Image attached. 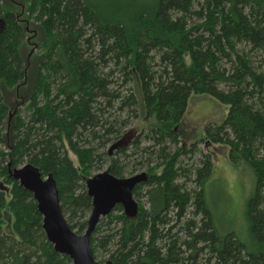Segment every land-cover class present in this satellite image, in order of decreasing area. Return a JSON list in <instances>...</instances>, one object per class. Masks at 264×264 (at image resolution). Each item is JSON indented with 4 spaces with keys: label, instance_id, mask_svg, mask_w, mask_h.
<instances>
[{
    "label": "trees",
    "instance_id": "16d2710c",
    "mask_svg": "<svg viewBox=\"0 0 264 264\" xmlns=\"http://www.w3.org/2000/svg\"><path fill=\"white\" fill-rule=\"evenodd\" d=\"M115 1L0 0V264H74L14 176L26 164L54 177L79 235L95 173H146L138 216L117 206L92 234L100 263L264 264V0ZM195 95L229 113L188 142L181 126ZM208 145L255 174L256 253L216 231Z\"/></svg>",
    "mask_w": 264,
    "mask_h": 264
},
{
    "label": "rangeland",
    "instance_id": "374dc122",
    "mask_svg": "<svg viewBox=\"0 0 264 264\" xmlns=\"http://www.w3.org/2000/svg\"><path fill=\"white\" fill-rule=\"evenodd\" d=\"M91 1L104 9L116 3L115 0ZM228 113L229 106L211 96H192L181 126L182 137L188 142L203 139L206 127L209 124L221 125ZM208 147L214 150V173L205 186V199L216 231L221 236L234 234L248 251L256 253L258 249L251 233L249 214L250 201L256 193L255 174L246 163L238 166L231 164L227 146ZM5 230L11 232V225L8 224Z\"/></svg>",
    "mask_w": 264,
    "mask_h": 264
},
{
    "label": "water",
    "instance_id": "95a60500",
    "mask_svg": "<svg viewBox=\"0 0 264 264\" xmlns=\"http://www.w3.org/2000/svg\"><path fill=\"white\" fill-rule=\"evenodd\" d=\"M14 176L33 194L43 216V228L48 241L58 253L68 256L74 264H113L111 261H97L91 247L92 234L100 220L108 217L117 206H122L128 217H137L139 205L134 190L147 180L144 172L118 178L104 171L91 177L87 181V190L93 199V209L86 233L79 235L62 213L59 190L52 175L44 177L39 168L26 164L15 170Z\"/></svg>",
    "mask_w": 264,
    "mask_h": 264
}]
</instances>
